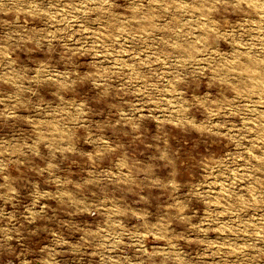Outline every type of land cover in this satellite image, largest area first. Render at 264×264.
I'll use <instances>...</instances> for the list:
<instances>
[{"label":"rangeland","instance_id":"obj_1","mask_svg":"<svg viewBox=\"0 0 264 264\" xmlns=\"http://www.w3.org/2000/svg\"><path fill=\"white\" fill-rule=\"evenodd\" d=\"M0 264H264V0H0Z\"/></svg>","mask_w":264,"mask_h":264}]
</instances>
